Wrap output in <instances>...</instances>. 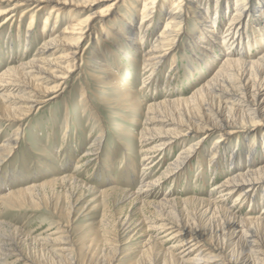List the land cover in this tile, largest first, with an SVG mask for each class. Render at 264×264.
<instances>
[{
	"label": "rangeland",
	"instance_id": "rangeland-1",
	"mask_svg": "<svg viewBox=\"0 0 264 264\" xmlns=\"http://www.w3.org/2000/svg\"><path fill=\"white\" fill-rule=\"evenodd\" d=\"M114 1L107 0L100 6L95 2L89 3L85 8H79L80 11L76 13L79 20H84L90 14L100 12L98 16L94 14L91 17L93 19H91V25L95 30L93 33L96 36L93 35L91 40L84 39L79 45V59L75 61L77 67L74 68L69 87L52 102L41 108H34L20 130H18V124H5L0 121V146L12 138L15 131L21 134L16 146L11 147L10 155L0 158V196L32 185L45 186L43 192L39 190L32 194L33 197L31 195V205L24 201L15 206L6 202L0 205V223L12 226L20 233L29 236L22 243L24 247H21L25 254L35 248V250L40 249L39 246H35L34 240L42 242L45 239H52V243L44 247L49 254L56 257L55 250L61 246V243H54L55 239L62 238L63 232L68 228L67 234L73 246L81 241L91 246L95 242L99 243L100 249L98 248L97 256L106 264L112 257L113 248H116L114 264H165L160 255L151 253L149 250L152 243L146 241L150 234L148 231L144 234L142 230H138L137 233L130 231L124 233L119 229L120 222L126 216L131 217L136 224L140 218L149 215L151 209L141 206L137 203L138 201L133 202L131 198H121L117 193L110 195V198L109 195H102L101 191L117 188L131 193L139 188L142 166L139 161L138 135L145 125L146 118L151 116L148 114V108L151 104L165 100H183L185 115L196 114L195 111L210 100L208 93L201 89L210 76L220 68L223 62L222 47L213 48L216 56L201 53L198 48L202 47L204 42L199 39L195 45L197 40L195 36L200 34L198 26L193 20L188 19L180 27L178 34L168 38L167 43L170 46L167 48L169 47L170 51L149 79V72L142 69L141 61H139L141 53L135 45L124 48L122 40L113 38L105 27L103 35L109 37V41H102L104 44L100 45L99 52L104 55L102 60L114 71V79L120 77V83L126 85L127 92H123L124 88L120 90L110 82L103 80L98 82L93 77L94 74L104 77L108 75L92 70L88 61L94 46L92 39L98 38L103 31L101 25L106 22L110 26L114 24L119 26L122 23L119 20L120 16L123 15L138 28L142 18L143 0H120L116 6H113L112 15L117 13V16L113 15V17L108 15L107 6ZM223 2L220 1V4L224 5ZM229 2L231 5L234 0ZM171 8L170 4L165 7V10L168 11ZM46 9L45 7L37 11L36 23L31 28L33 32L30 38L26 36L29 26L28 16L21 17L20 23L16 20L13 24L10 23L11 26L0 28V74L10 66H14L21 70L22 78L20 77L19 80L31 85L32 81L25 82V78H28L26 74L30 72V69L22 68L21 65L29 62L32 54L39 47L40 39L37 36L43 24ZM227 11L224 16H221V22L218 25L220 35L232 17L233 10ZM20 14L21 11L18 16ZM211 15L214 16V11ZM250 17V15L244 16L245 33L236 47L232 48L238 51L239 58L249 61L264 53V21H262L264 17L261 19L254 17L256 21L251 20ZM4 18L2 17L0 22ZM114 18L116 22H113ZM164 22L156 19L147 31V38L143 44L145 50H148L155 38L160 35ZM63 25L64 22L58 29L61 30ZM145 29L147 28L144 27L143 30ZM203 36L200 38H204ZM27 40L29 42L26 45ZM83 50L86 52L84 55L81 54ZM57 53L59 54V51ZM69 65L73 68L72 63ZM102 68L106 70V67ZM33 83H39L45 88L53 85L47 79L37 77L34 78ZM19 84L22 86L23 83ZM39 92L43 95L41 89ZM124 93H128V96H124ZM193 95L195 96L192 97ZM28 96V91L14 92L10 98L11 106L16 108L21 106V101L26 100ZM262 115L261 118H254L255 120L252 121L254 123L243 121L237 125L233 124L232 127H237L235 130L239 137H243V131L247 127L255 129V134L261 133L264 130V126L261 125V120H264V114ZM160 116L165 115L160 114ZM64 131H67L66 134ZM249 136L251 139L256 135ZM219 137H221L220 131L213 132L204 142L202 151L180 172L181 174L179 173L180 176L165 178L154 195L166 193L180 199L217 198V194L212 192L213 184L226 179L233 168L232 165H227L228 159L225 157L219 161L220 165L209 162V151ZM195 138H190L189 143L196 142ZM246 143L245 141L243 145ZM236 144L234 139L229 146L231 148V145ZM177 148L179 150L178 146ZM178 150H169L165 157H161L159 160L161 165L152 173L150 179L155 180L160 176L167 163L177 156ZM261 152L258 147L253 155V159H257L258 163L264 159V154ZM220 156L222 158V155ZM238 164L237 167H242V160ZM244 164L247 165L248 162ZM71 174L79 182L89 186L88 190L79 189L74 184L69 185L66 181L61 182L63 177ZM234 196L228 197L227 206H234L233 204L236 203ZM259 198L258 196L254 200L248 199L239 204L237 202L236 206L242 211V215L250 211L259 214L264 207V201ZM71 206L73 208L71 213L66 215ZM196 207L198 206L195 204L181 206L178 211L184 217H191L192 222H199L200 227L206 226L209 232L214 234L218 232L221 221H202L198 217L200 213ZM92 230L97 231V234L92 235ZM88 239H92L93 243H89ZM73 246L70 248L71 260L75 264H82L83 255ZM14 260L15 256L10 258L8 263L13 264Z\"/></svg>",
	"mask_w": 264,
	"mask_h": 264
},
{
	"label": "bare ground",
	"instance_id": "bare-ground-1",
	"mask_svg": "<svg viewBox=\"0 0 264 264\" xmlns=\"http://www.w3.org/2000/svg\"><path fill=\"white\" fill-rule=\"evenodd\" d=\"M105 1L107 0H0V19L5 17L0 22V28L11 26L10 23L13 24L16 20H21V17L28 16L29 26L26 31L28 38L33 32L32 26L36 23L37 11L47 8L44 11L45 17L37 36L40 39L39 47L32 54V59L29 62L20 64L22 68L30 69V72L26 74L28 78H25V82L32 81L31 85L19 80L21 70L14 66L6 68L7 70L0 74L1 122L18 124V130H20L34 108H41L52 102L69 87L73 79L74 68L77 67L75 61L79 59V45L84 39L91 40L93 35L96 36L93 33L95 30L91 25V17L100 12L90 14L84 20H79L76 13L80 11L79 8H85L89 3L95 2L100 6L104 5ZM119 1L115 0L107 6L109 16L112 15L113 6H116ZM220 1H224L223 4H225L221 5ZM229 1L143 0L142 18L138 28L122 15L119 19L122 22L121 25L110 26L105 22L101 25L103 31L100 36L92 39L94 46L90 53L91 56H89V67L95 72H104L108 75V77H104L94 74L93 77L98 82L102 80L110 82L120 90L124 88L123 92H127L126 85L120 83V77L114 79V71L102 60L104 55L99 52L100 45L109 41V37L103 35L105 27L113 38L122 40L124 48L128 45H135V48L141 53L139 61H141L142 69L149 72V79L170 51L169 47L167 48L170 46L167 43L168 38L178 34L180 27L188 19L193 20L198 26L200 34L195 36V40L197 39L195 45L199 39L204 42L202 47L198 48L201 53L216 56L213 48L222 47L223 62L220 68L210 76L203 87L201 86V90L208 93L210 100L195 111L196 114L185 115L183 108L185 101L183 100H165L151 104L148 108V114L152 117L146 118L145 125L138 135L139 161L142 166L139 188L131 193L128 190L117 188L101 191L102 195H109V197L117 193L121 198H131L133 202L138 201L137 203H140L141 206L151 209V213L140 218L136 224L131 217L126 216L120 222L119 229L124 233L129 231L137 233L138 230H142V234H144L148 231L150 234L146 241L152 243L149 250L151 253L155 252L160 255L165 264H264V207L259 214L250 211L242 215V211L236 206L237 202L239 204V202L248 201V199L254 200L258 196L260 200L264 201V159L259 163L257 159H253L258 147L264 154V130L258 133L259 136L255 134V129L247 127L243 131V137H239L235 130L237 127H232L233 124L237 125L243 121L252 122L255 120L254 118H261L264 114V53L249 61L239 58L238 51L232 49L236 47L245 33L243 30L244 16L250 15L253 21H256L254 17L259 19L264 17V0H234L231 5ZM170 4L172 8L166 11L165 7ZM229 9L233 10L232 17L220 35L218 25L221 22V16H224ZM20 11L21 14L18 16ZM212 11H214V16L211 15ZM116 14L113 15L117 16ZM156 19L165 21L163 29L151 47L145 50L143 44L147 38L146 33ZM62 22L64 25L60 30L58 28ZM113 22H116L115 18ZM144 27L147 28L145 31ZM201 36L205 40L201 39ZM28 42L29 40L26 41V45ZM83 48L88 49V47ZM85 53L83 50L81 54ZM80 59L82 61V57ZM69 63L73 64V68ZM102 67H106V70L104 71ZM58 72L61 74H57ZM36 77L47 79L53 85L50 88H45L39 83H33ZM19 83H23L22 86ZM40 89L43 95L39 92ZM19 90L28 91L29 96L26 100L21 101V106L12 107L10 98L14 92ZM121 94L123 95V93ZM82 95H85L84 92ZM124 96H128V93ZM160 114L167 116L161 117ZM160 117L161 119H159ZM261 122V125L264 126V120ZM216 130L220 131L221 137L216 138L209 151V162L219 164V161L225 157L228 159L227 165L233 166L226 179L213 184L212 192L217 194V198L188 197L180 199L173 198L172 195L166 193L159 196L154 195L165 178L178 177L179 173L202 151L204 142ZM66 132L64 131V134ZM250 134L256 136L249 139ZM19 137L21 134L19 131H15L13 137L0 146V158L10 155V149L16 146ZM192 137H196L194 140L197 143H189ZM234 139H236L237 146L231 145L230 148L229 145ZM245 141L247 143L243 145ZM169 150H178L179 152L174 159L172 158L167 163L159 177L155 180L150 179L152 173L161 165L159 160ZM87 152L88 155L89 150ZM241 160L243 165L241 164L242 167L239 168L237 166ZM244 162H248V164L246 165ZM62 181H66L69 185L74 184L75 187L82 190L89 188L72 174L63 177ZM44 188L45 186L37 184L18 189L15 192H8L0 196V205L6 202L15 206L22 201L31 205V195L39 190L43 192ZM231 195H235L236 203L230 207L227 206L226 201ZM191 204L198 206L196 207L200 213L198 217L202 221H221L220 230H217L218 232L215 234L212 232V234L206 226L200 227L199 222H192L191 217L179 214V207ZM72 209L71 206L66 215H69ZM67 230L63 232L62 238L55 239L54 243H61V246L55 250L56 257H53L44 247L52 243V239H45L42 242L33 239L35 246H39L40 249L35 250V248L33 251L28 249L27 251L30 253L25 254L22 250L24 247H22V243L29 236L20 233L12 226L0 223V264H9L8 260L14 256L13 264L18 262L20 264H75L71 260L72 251L70 248L73 243L69 240ZM91 234L96 235L97 231L92 230ZM81 238L83 240L84 236ZM88 242L93 243L92 239H88ZM98 245L99 243L95 242L91 246L81 241L73 247L83 255L82 264H106L97 256L100 249ZM115 251L116 248H113L112 257L109 258L107 264H114Z\"/></svg>",
	"mask_w": 264,
	"mask_h": 264
}]
</instances>
